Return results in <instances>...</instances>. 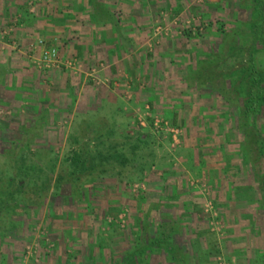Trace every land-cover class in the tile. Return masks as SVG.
Returning a JSON list of instances; mask_svg holds the SVG:
<instances>
[{
  "label": "rangeland",
  "instance_id": "1",
  "mask_svg": "<svg viewBox=\"0 0 264 264\" xmlns=\"http://www.w3.org/2000/svg\"><path fill=\"white\" fill-rule=\"evenodd\" d=\"M20 1L0 21V60L22 50L24 25L37 26V38L27 53L33 69L19 76L30 83L0 102V178L29 142L44 172L59 157L55 183L73 150L95 149L100 123L84 122L106 115L119 125L111 143H147L121 178L87 186L75 215L60 214L67 203L54 189L21 217L0 203V264H264V104L249 113L238 104L249 99L253 50L264 85L255 0H94L104 8L91 17L112 19L89 30L100 40L85 39L79 13L51 25L64 0ZM73 1L86 10L87 0ZM47 47L59 57L48 68L38 64ZM154 117L176 138L157 131ZM115 204L120 211L107 214Z\"/></svg>",
  "mask_w": 264,
  "mask_h": 264
},
{
  "label": "trees",
  "instance_id": "2",
  "mask_svg": "<svg viewBox=\"0 0 264 264\" xmlns=\"http://www.w3.org/2000/svg\"><path fill=\"white\" fill-rule=\"evenodd\" d=\"M255 2L260 7L259 32L257 35V38H260L264 29V3L261 0H255ZM253 52L254 50L250 52L251 54L248 58V66L251 68L250 79L252 86L247 92L249 99L245 100L242 104L240 101L238 102L241 105L239 107L241 108V113L242 109L243 112L249 113L252 110H257L262 103L264 104V85H262L261 78L255 67L254 57L252 56ZM236 117L237 122L242 118L238 114ZM113 118L112 115H106L101 120L84 122L86 130H88V127L92 128L95 122L100 123L96 130L93 129V133L95 132V136L93 137L94 142H96L95 149L91 150L87 144H84L79 149L73 150L71 154L63 159V164L69 166L68 173L58 175L53 184H51L52 180L49 178V174L52 176V174L54 175L56 173L59 157H55L53 163H50L51 165L47 168V173L44 172V169L37 162H34L35 160H32L35 153H32L27 147L29 142L25 146H20L19 151H15V155L11 156V161L8 160L11 162L9 166L10 170H13V174L9 176L2 175L0 178L1 205L9 209L13 215L21 213L19 216L21 217L27 215L30 211H38L41 206H44L42 198L44 197L45 199L46 194L51 189H54L53 194L58 193L65 198L67 203L60 205V207L64 206L60 214L67 217L70 214L75 215L72 209L77 208L81 204V195L85 192V188L87 186H101L102 184L110 185L111 182L105 181L106 179L121 178L129 166H134L138 151L142 145L147 143L141 136L135 139L134 144L128 146L126 143H111V137L116 133V128L119 127ZM124 134L126 136L124 137L125 139L127 137L129 138L128 133ZM244 134L248 135V132ZM143 170L142 167L141 171L143 172ZM42 174L44 175L39 180ZM97 178L99 180L102 179L100 183H96ZM261 191L264 192V188H261ZM119 211L120 208L115 204L110 207L107 214L110 212L118 213ZM160 235L161 238L165 236L164 233H160ZM156 242L165 251L174 254L175 247L173 248V243L163 242L162 239Z\"/></svg>",
  "mask_w": 264,
  "mask_h": 264
},
{
  "label": "crops",
  "instance_id": "3",
  "mask_svg": "<svg viewBox=\"0 0 264 264\" xmlns=\"http://www.w3.org/2000/svg\"><path fill=\"white\" fill-rule=\"evenodd\" d=\"M14 2L16 4H19V5L22 4L20 0H0V21L1 22L6 23V22H8V21H5L6 18H8L10 15H11L10 17H13V16L15 17L16 14L19 13L18 12L19 10H14V5H13ZM86 3H87V7H86V10L84 12L79 11V4H77L73 0H64L62 5L59 6V8L57 5H55L54 10H53L54 16L52 17L51 25L53 22L55 23V20H57V19L60 21H63V23H65V24H68V22H72V21H70V18L73 15H75L76 13H79L80 15L84 16V18H85V19L83 18L80 20L81 23L84 21L83 24L85 26L83 28H85L86 30L83 33L85 34V36H84L85 39L87 36L88 39L90 38V39L100 40L101 36H98V33H99L98 31H97V36H95V35L88 36V35H90L89 30L91 29V27L94 29L96 27L95 25H99L100 20L103 23H105V22L108 23L112 19L107 22L105 20L98 19L99 18L98 15H96V18H94V17L92 18L91 17V16H93L91 14L92 10L95 13L99 14L98 9L100 7L104 8V6L102 3H99V2L96 3V1H94V0L93 1L87 0ZM61 11H62V14L59 15L58 17H55ZM19 16H21V15H19ZM107 18H109V17H107ZM113 18H116L118 20V16L116 13H114V11H113ZM23 27H24V29L23 28L19 29L20 30L19 35H18V31H17V35H16L17 39H20V40L22 39V41L26 42L25 44H23V46H21L22 50H20V51L18 50V52H16V54L12 55L9 58V60H7V63H5L4 59L0 60V102H3V98H6L9 93H11L13 96H15L17 98L16 89L20 88L22 86L23 80L29 81V79L19 78V76H21V74L23 72L26 73V70L28 71L29 68L33 69L32 63H30V61L27 57V53L33 49L32 46L36 42L37 37H34V34L32 32H34L33 30L37 26L34 27V25L29 23L28 26L24 25ZM52 29L53 28H51V30ZM47 30L49 31V29H47ZM30 33H32V34H30ZM112 39H114L113 36H112ZM55 40L59 43L58 38ZM127 40H130V35H129V37H127ZM58 43L56 44L57 47H58ZM115 46L117 48V45H115ZM58 49H59V47H58ZM0 58H1V56H0ZM18 81H20V82H18ZM29 83H30V81H29ZM23 87H24V85H23ZM9 89H10V91H9ZM18 93L23 95V92L20 89H19Z\"/></svg>",
  "mask_w": 264,
  "mask_h": 264
},
{
  "label": "built area",
  "instance_id": "4",
  "mask_svg": "<svg viewBox=\"0 0 264 264\" xmlns=\"http://www.w3.org/2000/svg\"><path fill=\"white\" fill-rule=\"evenodd\" d=\"M59 63V57H58V50L56 47H47L42 51V54L40 56V59H38V64L43 67H51L55 66ZM154 120V128L158 131L160 129L169 132L173 134V138H176V135L178 134V129L170 127L168 122H165L164 120H160L157 117L153 118ZM141 125H145L144 121H140Z\"/></svg>",
  "mask_w": 264,
  "mask_h": 264
}]
</instances>
